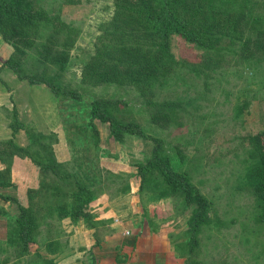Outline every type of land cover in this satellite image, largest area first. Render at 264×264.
Masks as SVG:
<instances>
[{"label":"rangeland","instance_id":"1","mask_svg":"<svg viewBox=\"0 0 264 264\" xmlns=\"http://www.w3.org/2000/svg\"><path fill=\"white\" fill-rule=\"evenodd\" d=\"M78 1V7L61 6L62 17L79 30L66 60L42 57L37 48H25L18 56L0 35V66L5 61L16 66L15 71L8 64L0 68V141L12 139L43 159L52 156L57 171L76 174L90 188V210L102 222L90 228L82 218H41L36 242L19 257L5 240L7 219L0 214V264H186L189 255H180L179 246L186 238L189 210L175 197L154 200L139 190L136 164L151 156L153 137L173 160L183 157L178 169L211 202L213 223L199 234L191 258L197 264H264V226L257 219L255 196L242 186L250 161L245 137L264 129V0H212L216 8L244 12L247 22L233 41L223 38V60L208 75L185 68L155 87L157 102L176 104L168 124L151 120L153 109L131 86L81 82L83 64L103 31L101 23L111 19L115 0ZM38 3L59 6L53 0ZM175 47L178 57L197 66L195 47L181 40ZM46 80L81 98L56 96ZM91 99H121L122 104L106 103L105 111L117 121L138 123L149 140L127 136L118 143L105 124H98L97 140L87 127ZM241 104L247 112L237 117ZM4 168L0 161V173ZM7 179L15 185L4 188L11 194L18 186L36 189L39 197H49L56 185L68 189L51 171L43 173L29 157L17 155ZM124 182L130 190L119 193ZM0 207L10 212L15 205L0 198ZM50 235L61 240L56 254L45 250Z\"/></svg>","mask_w":264,"mask_h":264},{"label":"trees","instance_id":"2","mask_svg":"<svg viewBox=\"0 0 264 264\" xmlns=\"http://www.w3.org/2000/svg\"><path fill=\"white\" fill-rule=\"evenodd\" d=\"M53 1L59 2L58 8H47L38 0H0V35L18 56L25 53V48H37L40 56L50 57L53 61L68 58L79 30L62 17L61 6L78 7L79 1ZM246 22L244 12L216 8L212 0H115L114 13L110 20L101 23L103 31L97 37L93 53L83 64L81 82L89 86H131L153 109L151 120L168 124L175 114L176 104L169 100L161 101L162 104L157 102L155 87L165 85L170 76L185 68L208 75L209 69L215 70L223 60L221 50L224 47L220 46L223 38L228 35L233 41L234 34L237 35ZM178 40L197 49L192 61L197 66L176 55L175 43ZM7 64L8 61L3 63ZM7 67L15 71L16 66L8 64ZM46 82L56 96L68 95L74 100L81 98L75 90L60 88L49 80ZM113 102L122 104L123 101H89L87 127L92 128L97 140L100 135L98 124H105L109 136L118 143H122L127 136L149 140L138 123L117 121L105 111L104 105ZM158 104L162 106L157 108ZM246 108V104L236 106V116L247 112ZM151 140L154 142L151 156L145 162L136 164L139 190L150 194L149 197L154 200L175 197L189 210L186 238L179 246V254L189 255L186 264H197L191 256L198 251L199 234L205 226L213 223L211 202L191 182L189 175L178 169L183 157L179 155L173 160L160 144H155L154 137ZM245 145L250 161L243 174L242 186L255 196L257 219L264 226V129L247 135ZM14 155L29 157L43 173L49 170L64 181L69 190L56 185L49 197H39L40 192L36 189L18 186L16 194L8 193L4 188L15 186L7 179ZM38 157L37 152L31 154L27 147L17 145L12 139L0 141V161L5 164V173H0V198L15 205L10 212L0 207V213L7 219L5 240L15 247L19 257L29 251L30 243L36 242L41 218L69 217L74 222L82 218L90 228L102 222L95 220L90 210L89 203L94 199L90 188L83 181L81 183L76 174L57 171L52 156L45 159ZM71 183L73 186L69 187ZM129 190L130 184L124 182L117 191L126 193ZM67 197H71L70 203ZM45 238H49L44 241L48 254L60 252L61 240L58 236ZM49 262L53 264L51 260Z\"/></svg>","mask_w":264,"mask_h":264},{"label":"crops","instance_id":"3","mask_svg":"<svg viewBox=\"0 0 264 264\" xmlns=\"http://www.w3.org/2000/svg\"><path fill=\"white\" fill-rule=\"evenodd\" d=\"M1 214V213H0ZM56 254V253H55Z\"/></svg>","mask_w":264,"mask_h":264}]
</instances>
